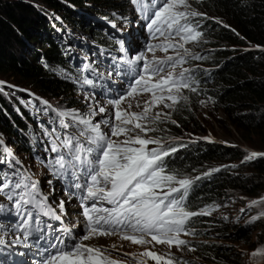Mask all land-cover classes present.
<instances>
[{"label":"trees","instance_id":"1","mask_svg":"<svg viewBox=\"0 0 264 264\" xmlns=\"http://www.w3.org/2000/svg\"><path fill=\"white\" fill-rule=\"evenodd\" d=\"M125 2L0 0V80L6 76L14 82L0 83V133L28 161L34 163L35 145L41 146L39 136L45 133L49 122L39 123L27 102L32 101L45 115L56 116L53 106L60 111L68 107L86 109L74 85L63 76V68H70L71 61L78 59L74 50L86 51V46L76 44L80 41L73 33L93 36L107 44L103 31L94 30L93 18L105 16L109 22L114 17L110 14L112 9L125 7ZM102 4L111 10L105 8L102 12ZM189 5L188 9L205 14L196 17L203 19L201 53L186 55L189 64L196 65L198 70L206 69L204 83L196 92L187 90L186 100L172 106L168 116L151 121L146 126L153 130L141 135L160 140L157 145L162 148H177L164 158L166 171L177 177L196 178L193 175L222 164L214 174L193 179L185 196L187 210L211 209L208 215L192 217L195 233L184 250L194 248L197 257L185 261L235 264L236 249L230 241L239 236L248 242L249 236L244 231L238 235L232 219L218 217L217 202L224 195L243 197L264 191V156L252 160L248 165L252 172L244 175L234 167L236 164H229L248 156L243 147L185 138H189L187 133L194 135L202 130L193 104L197 94L203 93L211 96L224 113L221 123L227 130L232 132L233 126L244 139L257 134L264 141V0H189ZM42 6L56 10L63 21H55ZM61 31L65 34L61 35ZM4 148V144L0 146V160L4 161L0 163V177L7 172L6 168H11L9 161L19 167L15 158L4 153ZM258 237L264 240V227ZM177 261L183 264V257Z\"/></svg>","mask_w":264,"mask_h":264},{"label":"snow or ice","instance_id":"2","mask_svg":"<svg viewBox=\"0 0 264 264\" xmlns=\"http://www.w3.org/2000/svg\"><path fill=\"white\" fill-rule=\"evenodd\" d=\"M130 3L148 21L146 27L152 38H163L158 44H149L147 51L154 53L160 48L167 52L172 48L177 50V55L167 56L164 59L153 55L152 60L148 61L141 52L123 61L127 65L126 69H114L117 75L122 72L132 75V82L126 93L107 101L108 105L115 108V121L119 122L108 125L110 132H103L101 122H94L91 119L97 113L108 111V108L100 106L98 102L90 108L89 118L75 111L59 113L60 117L71 118L68 123L61 119V127L65 130L69 127H77L78 135L66 133L62 140L56 137L60 143L54 144L51 148L52 152L58 153L53 161V167L58 166L56 168L58 175L67 174L71 177L69 188L75 189V192H71V196L75 197L80 193L82 211L79 215L84 218V235L73 234L71 229L64 227L59 230L62 235L50 236L45 228L41 227L42 222L38 217L41 214L56 220H61L62 217L47 204V197L39 193L36 182L31 181L30 177H26L19 169H15L11 174L4 172L0 177L3 180L0 183V192L8 190L7 199L14 202L15 211L21 217L19 228L24 233V240L27 241L33 234H40L36 237L34 245L38 257L37 264H118L117 261L104 255L107 249L83 243L96 236L119 234L122 239L137 245L155 241L158 244H168L170 247L175 244L180 248L190 242L180 239L179 234L195 231L186 227L190 218L208 215L211 212L210 208L200 211L187 210L184 200L192 180L177 178V175L166 171L164 166V158L176 152L177 148L149 149L147 145L160 144L161 141L144 138L141 133L153 129L140 122L161 119V113L149 117L151 105L159 101L164 103L165 107H172L179 102L181 88H189V81L195 83L191 76L185 75L190 71L189 69H184L178 74L179 80L173 75L176 65L183 63L184 57L189 54L187 49L183 54L179 52L184 45L179 41L174 42V37H180L181 41L199 39L201 33L196 31L189 17L205 14L187 10L189 6L186 0H130ZM178 5H183L186 10H179ZM112 26L116 27L114 23ZM194 58L202 59L200 56ZM141 61L143 63L137 67ZM88 67L89 65H84L85 69ZM161 73L165 74L161 75ZM153 77L157 79L153 81ZM82 83L94 85L93 80L87 77ZM191 91L196 92L197 89L192 87ZM146 92L152 94V99L145 102L142 112H128L119 107L126 98ZM86 99L94 101L95 98L93 95ZM183 99L187 98L183 97ZM165 100L172 103L167 104ZM139 106L137 104V107ZM128 107L131 108L132 105L129 104ZM137 129L139 132L136 131ZM55 132L56 129H52V133ZM121 135L125 136L123 141L113 139ZM81 137L84 138L83 142ZM2 145L3 141H0V146ZM61 148L67 149V153L59 154ZM3 151L9 157L13 156L8 148L5 147ZM257 155L264 154L252 152L246 159ZM0 163L4 161L0 160ZM20 163L18 159L15 161V164ZM9 167L15 168V165L9 161ZM12 177L18 178L14 181ZM82 178L83 183L80 182ZM256 203L257 201H252L253 205ZM105 204L110 207H105ZM29 206L35 210V217L33 211L28 210ZM58 207L63 213L64 201H60ZM241 212H244V209H241ZM260 215L264 216V213ZM255 219L257 217L252 218L253 221ZM51 227L47 225L48 229ZM65 236L70 238V242L65 240ZM146 236H151V241L147 240ZM20 242V237L17 236L14 243ZM2 243L3 240H0V244ZM26 246L33 245L26 244ZM189 250L195 251L194 248ZM125 255L130 254L125 253ZM142 255L154 258L158 264L162 259L161 255L152 251H145ZM258 256L264 257V248L256 249L251 253L255 264H264V259L256 261ZM140 264L144 262L141 261ZM166 264H180V262L174 257H169ZM183 264H188V261H183Z\"/></svg>","mask_w":264,"mask_h":264},{"label":"rangeland","instance_id":"3","mask_svg":"<svg viewBox=\"0 0 264 264\" xmlns=\"http://www.w3.org/2000/svg\"><path fill=\"white\" fill-rule=\"evenodd\" d=\"M103 5V11L105 12V5ZM43 8H46L44 6H42ZM47 11H49L52 14V17H55V21L56 20H60L63 21L59 15V13L56 10H52L49 8ZM111 8H106V11H110ZM190 11H196L198 12L197 9L195 10H191ZM111 15L116 16L117 12H115V9H112V12H110ZM123 17V16H122ZM196 18V17H194ZM93 19H95L93 21V24L98 27L99 23L97 21V19L94 17ZM198 23L202 22L203 19L197 18L196 19ZM52 21V20H51ZM104 22H100V26L99 28L103 27ZM111 26H109V28H111ZM106 28H108V26H106ZM197 31V30H196ZM65 34L62 33L61 31V35ZM203 35L202 37L200 36L199 39L197 40H185V41H180V43H183L184 47L180 48L179 50L182 52V54L184 53V50L187 49L188 50V56H190L193 53H197V51H199L201 53V48H199V43L202 41ZM66 40V39H65ZM163 40V38H157V39H153L152 37L148 38L145 42L143 43H137V46H139L145 53L150 54V52L147 51V47L149 44H158ZM67 41V40H66ZM174 42L175 39H174ZM80 42L76 43L79 44ZM169 50H176V49H172L169 48L167 51ZM156 55H160L162 57H165L163 55V53H166L163 49L157 48L155 50ZM207 66V65H205ZM212 69V67L210 68ZM204 73H206V69H203ZM205 76V74H204ZM4 81H6L7 85L8 84H13V79L12 78H7L6 76L3 78ZM3 80H0L2 83H4ZM4 85V84H3ZM8 88V87H7ZM201 88V86H200ZM191 91V89H181L180 90V96L183 94H186V91ZM13 91V90H12ZM14 93V91L12 92ZM77 96H79L86 105L89 104V106H93L90 105L91 103L95 104V100H88L86 99L89 96H84L83 94L77 93ZM198 96L195 99V102L193 104L194 107V112H195V117L196 120L198 121V123L201 124V131L198 134H191V133H187L186 136L189 138H185L188 140L192 139H200V140H204V141H210L212 143H219L221 145H225V144H229V145H233V146H239V147H243L247 153L248 156L250 153L255 152L258 154H264V141L261 142L262 137H260L259 135L255 134L247 139H244L242 136H240V134L237 132L236 129H234V127H230L232 129V132L227 130L224 125H222L221 120L225 119V115L224 113L221 111V109H218L215 105V103L212 101V97L208 96V95H204L203 93H198ZM185 97V96H183ZM187 98V97H186ZM152 96H139V97H135L133 99H129L127 102L122 103L119 107L125 111L128 112H142L143 111V107L146 101H151ZM185 100V99H182ZM165 100V103L171 102ZM29 105V108L31 110V112L37 116V118H42V115L40 113V111L35 107L34 103L32 102H27ZM129 104L132 105L131 108H129ZM137 104H139L140 106L137 107ZM100 105V104H99ZM100 106H103L102 104ZM104 106L106 108H108V111L106 112V114H108L109 112H113L114 109L110 106H106V104H104ZM73 108V107H72ZM86 108L88 109V107L86 106ZM171 107H165L164 103H160L159 101H157L155 104L151 105L150 107V111L148 113L149 117L154 116L156 113H161V116H164V114H168V110ZM84 110V109H82ZM99 116H101L102 114L99 113ZM104 115V113H103ZM168 116V115H167ZM48 117V116H46ZM96 120H98V116H95ZM142 124L144 125H150L151 120H145V121H140ZM132 125H130L131 127ZM137 132H139V129L136 130ZM148 134V133H147ZM120 140H124V136L122 135L121 138H119ZM63 148H61V151L59 154H61L63 152ZM37 154L40 155L41 158L45 159V161L47 162H52L54 156H56L55 154H53L51 151H46L45 153L41 154L40 151L37 150ZM247 156V157H248ZM264 155H257L254 158L251 159H244V160H240L238 162H232L229 164H236L234 165L235 168H238V172L240 174H244V175H249L252 171V168H249L248 165L251 164V161L258 158V157H262ZM15 158L18 160H23L22 157H20L18 154L15 155ZM32 165L35 167V170L38 174H41V176H35V180L37 181H44V185H46L47 181H50L51 184L53 185V178H52V172L49 171V169L47 167H38L35 166L34 163H32ZM222 167V164H217V165H213V167L211 166L210 169H208V171L206 172H200L197 175H193V176H197V177H201L202 175H205V173L209 174H214L216 172L217 169H220ZM26 176V175H25ZM28 177V176H26ZM31 177V176H30ZM180 178V177H177ZM191 180L195 179V178H190ZM32 180V177H31ZM2 192H0V202H3L7 199V192L4 193L3 197H2ZM252 201H257L256 204H252ZM217 214L218 217H227V219H232L236 224H237V229H236V233L239 235V232L244 231L249 237H247L248 242H245V240L242 239V237L237 236L234 239L237 240H233L230 241L231 245L235 247L236 252H235V256L237 258L236 263L235 264H255V262L253 261L252 257H251V253L256 250V249H260V248H264V240L263 239H259L258 235L260 233V229L261 227H264V216H261V213H264V191L260 192L257 195H246V196H241V195H224L221 200L219 202H217ZM241 209H244V212H241ZM253 217H257V219H255L254 221L252 220ZM251 221V222H250ZM9 230L10 228H7L6 230V236L8 237L9 235ZM195 233V232H194ZM242 234V233H241ZM186 239H191L193 238V233H189L188 236H184ZM250 241V242H249ZM111 242L113 244L116 243V241L111 240ZM118 242V241H117ZM100 243L105 245V246H110L109 243L106 240H100ZM92 244V242H91ZM127 248V250H122V246H118L117 250L120 252H123V255H118L115 252V256L122 258L125 261L128 262H132V263H136V257H134V255H140L143 256L142 254L145 251H152L156 254L161 255L162 259L159 261V264H166L167 260L169 259V257H174L175 260L177 261L178 259H180L181 261V257H183V261H185L186 259H191V258H196V254L194 251H185L184 249L177 248V246H169L168 244H160V245H156V246H143L141 247L140 245H134L131 242H127V243H123ZM125 253H128L130 255H125ZM114 255V253H112ZM122 256V257H121ZM146 257L148 260H150L152 263L154 264H158V262L152 258V257ZM261 259H264V257H257L256 261H260ZM137 260H143L144 258H137Z\"/></svg>","mask_w":264,"mask_h":264},{"label":"bare ground","instance_id":"4","mask_svg":"<svg viewBox=\"0 0 264 264\" xmlns=\"http://www.w3.org/2000/svg\"><path fill=\"white\" fill-rule=\"evenodd\" d=\"M112 24H109L108 26H111ZM133 99L134 97H128L127 99H126V101H128L129 99ZM106 240L108 243H109V245L110 246H105V245H103V244H101L100 243V240ZM92 243L95 245V246H97V247H103V248H105V249H107V251L106 252H108V253H114V255H116V254H122L123 252H119L118 250H115V249H117V247L118 246H122V250L124 249V244H123V242H120V241H116V243L115 244H113L112 242H111V240H108V239H105V238H100V239H97V240H93L92 241ZM127 243V242H126ZM113 245H115V247H113ZM115 248V249H114ZM115 252H116V254H115Z\"/></svg>","mask_w":264,"mask_h":264},{"label":"clouds","instance_id":"5","mask_svg":"<svg viewBox=\"0 0 264 264\" xmlns=\"http://www.w3.org/2000/svg\"><path fill=\"white\" fill-rule=\"evenodd\" d=\"M203 27V26H202ZM204 36V35H203Z\"/></svg>","mask_w":264,"mask_h":264}]
</instances>
